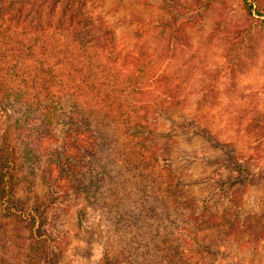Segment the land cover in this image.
Listing matches in <instances>:
<instances>
[{"label": "trees", "instance_id": "16d2710c", "mask_svg": "<svg viewBox=\"0 0 264 264\" xmlns=\"http://www.w3.org/2000/svg\"><path fill=\"white\" fill-rule=\"evenodd\" d=\"M74 1L0 0V116L7 119L5 127L13 129L0 130V203L7 202L3 216L24 220L28 229L27 242L17 237L9 246L0 240V264H22L21 259L13 261L17 252L15 258H6L15 244L26 264H60L58 240L64 234L41 218L51 196L30 204L20 199L17 164L29 173L40 168L55 198L63 192L52 165L68 180L70 193L89 204L104 210L110 202L118 208L127 201L124 225L133 231L127 239L118 237L117 248L101 264H209V253L224 252L221 245L233 235L242 242H257L261 233L254 232L250 213H240L238 207L246 183H259L264 176L249 169L254 167L250 161L254 151L264 144V118L243 120L245 134L254 143L249 153L233 140L221 139L203 116L176 119L168 131H159L157 119L169 116L177 99L154 64L167 63L177 43H188L189 37L154 34V58L146 60L140 53L117 48L108 24L92 20L87 8ZM199 3L194 0L195 6ZM249 3L251 10L253 1ZM192 7L186 12L194 11ZM170 8L177 11L172 13L176 23L184 5L176 2ZM255 11L263 13L260 7ZM254 39V34L227 37L230 68L240 64L237 59L244 63L237 50ZM155 84L160 93L156 103L144 98ZM8 102L23 104L11 120L14 108ZM187 132L206 139L221 153L218 171L223 176L218 187L228 205L223 203L220 211L198 204L176 165L175 135ZM75 150L79 159L71 164ZM49 180L55 182L53 188ZM119 225L114 226L116 232ZM4 232L0 228V239Z\"/></svg>", "mask_w": 264, "mask_h": 264}, {"label": "rangeland", "instance_id": "374dc122", "mask_svg": "<svg viewBox=\"0 0 264 264\" xmlns=\"http://www.w3.org/2000/svg\"><path fill=\"white\" fill-rule=\"evenodd\" d=\"M250 1H253L251 10L247 7ZM176 2L184 5L185 9H181L183 15L180 14L175 23L172 13L177 11H170V7ZM74 3L86 7L92 20L100 19L108 24L106 29L116 34L117 48L140 53L146 60L153 61L154 58V34H183L182 38L189 37L188 43H177L167 63L154 64L157 67L156 73L172 88L177 99L176 106L169 110L171 114L157 119V129L166 132L176 119L203 116L211 120L208 126L221 139L233 140L236 147L244 152L252 151L254 143L245 134L248 129L243 120L264 118V0H200L196 6L194 0H75ZM191 4L192 8L195 7L194 11L186 12ZM257 7L263 10L262 14L256 13ZM133 34L142 35L135 38ZM232 34H254L255 39L245 49L237 50L244 63L237 59L241 61L240 64L230 68L227 62L232 57L226 53V40ZM157 87L156 84L149 87L144 98L149 102H158L156 94L160 93L156 91ZM8 103L14 108L11 120L20 112L23 104ZM6 120L0 116V130L5 127ZM237 120H242L241 124ZM36 127L37 130L41 129ZM5 128L10 129L8 133L13 130ZM175 137L178 146L176 165L185 176L188 191L196 196L199 205L205 203L216 206L220 211L223 203L228 205L218 187L219 178L223 176V172L218 171L221 153L218 154L206 139L192 136L190 132ZM45 140L51 141L49 138ZM259 148L250 160L254 167L249 169L253 168L252 172L264 175V144L259 145ZM255 156H260L259 160L255 161ZM76 157L75 150L70 159L71 164ZM51 171L53 178L59 180L60 192H63L56 198L50 184L42 179L40 168L35 170L36 173H29L24 165L17 164L15 173L20 181L18 197L27 199L30 204L43 196H51V199L45 198L47 201L44 204L49 203L44 212L45 218H41L46 219V223L53 225L60 234H64L58 240L60 264H101L106 254L109 255L117 248L115 242L118 237L127 239L130 230L133 231V228L128 229L124 225L129 214L127 201H122L123 204L118 208L115 206L117 203L110 202L113 207L108 206L102 210L96 203L89 204L83 196L71 194L68 180L58 175L56 165H52ZM258 180L260 182L256 184L246 183L238 210L243 214L250 213L253 230L261 233V238L257 242H242V237L233 235L235 238L231 236L221 245L224 252H214L213 255L209 253V264H264V176ZM51 183L53 188L55 182ZM6 203H0V228L5 229L4 237L0 240L7 241L9 246L10 241L16 242L17 237L27 242L25 221L13 215L3 216ZM120 214L124 217H119ZM36 220L34 227L39 223V218ZM118 222L120 225L116 232L114 226ZM246 231L244 235H247ZM16 246L6 254V258L9 255H13L11 259L15 258L17 252L18 259L13 261L21 259L22 264H26L22 260L24 254L18 252Z\"/></svg>", "mask_w": 264, "mask_h": 264}]
</instances>
